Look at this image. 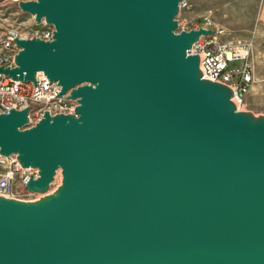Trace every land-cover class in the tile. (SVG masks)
Returning <instances> with one entry per match:
<instances>
[{
  "label": "water",
  "instance_id": "1",
  "mask_svg": "<svg viewBox=\"0 0 264 264\" xmlns=\"http://www.w3.org/2000/svg\"><path fill=\"white\" fill-rule=\"evenodd\" d=\"M181 0H31L51 41H15L12 80L42 72L75 116L0 114V155L38 170L0 197V264H264V118L204 80ZM60 171V185L48 192Z\"/></svg>",
  "mask_w": 264,
  "mask_h": 264
},
{
  "label": "built area",
  "instance_id": "2",
  "mask_svg": "<svg viewBox=\"0 0 264 264\" xmlns=\"http://www.w3.org/2000/svg\"><path fill=\"white\" fill-rule=\"evenodd\" d=\"M188 8V0H181L179 13ZM32 21L23 22L16 28L11 27L0 36V68L15 67V56L19 51L15 43L17 39L36 38L51 41L53 27L44 19L39 24L35 23L33 17ZM177 24L179 27V22ZM199 29L214 30L212 22L205 17L199 24H193L188 28L182 27L180 31ZM219 33L215 31L214 35H201L192 44L188 54L198 57L199 70L204 80L225 85L231 90V100L240 111L245 106V97L253 84V69L250 63L252 47L246 43H223L218 39ZM69 93L61 95V87L56 82H51L42 72L36 73L35 83L12 80L0 74V114L7 115L12 110L29 109L28 123L24 126L27 129L35 126L43 118L44 113L51 116L76 117L75 109L78 104L75 99L68 98ZM0 169V197L17 199L15 196L17 190H24L28 195L42 196L25 189L31 178L38 177V170L22 167L15 154L0 155Z\"/></svg>",
  "mask_w": 264,
  "mask_h": 264
},
{
  "label": "rangeland",
  "instance_id": "3",
  "mask_svg": "<svg viewBox=\"0 0 264 264\" xmlns=\"http://www.w3.org/2000/svg\"><path fill=\"white\" fill-rule=\"evenodd\" d=\"M19 1L31 0H0V36L11 27L33 22L31 15L20 11L17 6ZM188 4L189 8L176 17L179 22L177 32L182 27L199 24L206 17L212 22L214 30L220 32L218 39L221 42L251 45L253 84L242 109L264 116V0H188ZM60 181L59 175L50 186L49 193L59 186ZM15 196L24 202L36 200L35 194L28 195L24 190H17Z\"/></svg>",
  "mask_w": 264,
  "mask_h": 264
},
{
  "label": "bare ground",
  "instance_id": "4",
  "mask_svg": "<svg viewBox=\"0 0 264 264\" xmlns=\"http://www.w3.org/2000/svg\"><path fill=\"white\" fill-rule=\"evenodd\" d=\"M240 111L243 112V113H245L246 115H250L254 121H258V119L264 118V116H262V115H258V116H256V115H254V114H252V113H249V112H247V111H245V110H243V109H241ZM59 175H60V172L58 171V172L56 173V176H55L54 182L56 181V179L58 178ZM59 185H60V183H59ZM38 197H41V196H38ZM13 199H15V198H13ZM38 199H39V198H38ZM19 201H21V200H19ZM34 201H37V196H36V200H33V201L30 200V201H27L26 203H33ZM23 202H24V201H23Z\"/></svg>",
  "mask_w": 264,
  "mask_h": 264
}]
</instances>
